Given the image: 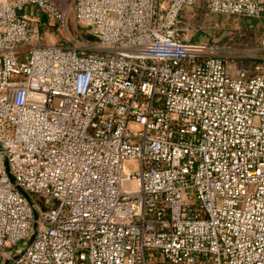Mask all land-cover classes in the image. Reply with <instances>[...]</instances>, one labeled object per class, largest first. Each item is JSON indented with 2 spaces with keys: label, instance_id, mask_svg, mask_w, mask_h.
I'll return each mask as SVG.
<instances>
[{
  "label": "built area",
  "instance_id": "obj_1",
  "mask_svg": "<svg viewBox=\"0 0 264 264\" xmlns=\"http://www.w3.org/2000/svg\"><path fill=\"white\" fill-rule=\"evenodd\" d=\"M199 3L264 18V0H73L83 50L19 14L64 27V0H0V264H264V55L231 69L192 38Z\"/></svg>",
  "mask_w": 264,
  "mask_h": 264
},
{
  "label": "rangeland",
  "instance_id": "obj_2",
  "mask_svg": "<svg viewBox=\"0 0 264 264\" xmlns=\"http://www.w3.org/2000/svg\"><path fill=\"white\" fill-rule=\"evenodd\" d=\"M64 1L67 22L64 27L55 24L57 36L64 40L58 42V44L67 47L80 46L83 50H97L98 42L88 27L79 24L74 17L73 0ZM180 15L181 19L193 30L192 38L200 37L211 41L209 43L218 48L219 54L222 55L231 69L248 67L264 55V18L212 14L204 3L187 7ZM79 31L83 32L92 42L81 40ZM6 173L14 183V178L9 169ZM26 199L32 204L35 197L28 194ZM29 239L18 242L13 249L24 250Z\"/></svg>",
  "mask_w": 264,
  "mask_h": 264
},
{
  "label": "crops",
  "instance_id": "obj_3",
  "mask_svg": "<svg viewBox=\"0 0 264 264\" xmlns=\"http://www.w3.org/2000/svg\"><path fill=\"white\" fill-rule=\"evenodd\" d=\"M19 14L28 19L31 29L37 30L41 34L40 42L42 44H58V42L64 41L63 38L57 36L54 22L36 6L26 5L19 11ZM78 33L81 40L89 41L83 32L79 31Z\"/></svg>",
  "mask_w": 264,
  "mask_h": 264
},
{
  "label": "water",
  "instance_id": "obj_4",
  "mask_svg": "<svg viewBox=\"0 0 264 264\" xmlns=\"http://www.w3.org/2000/svg\"><path fill=\"white\" fill-rule=\"evenodd\" d=\"M3 165H4V167H5V171L6 172H8V168H7V160L4 158L3 159ZM7 174V173H6ZM8 176V175H7ZM10 181H11V179H10ZM12 182V181H11ZM13 183V182H12ZM17 189L22 193V195L25 197V198H27V192H25L24 190H22L20 187H17ZM29 202V201H28ZM30 203V202H29ZM34 217H35V219L37 218V212L35 211L34 212ZM34 228H35V224H34ZM33 235L30 237V240H32L33 239ZM8 263V260H6L5 262H4V264H7Z\"/></svg>",
  "mask_w": 264,
  "mask_h": 264
},
{
  "label": "trees",
  "instance_id": "obj_5",
  "mask_svg": "<svg viewBox=\"0 0 264 264\" xmlns=\"http://www.w3.org/2000/svg\"><path fill=\"white\" fill-rule=\"evenodd\" d=\"M94 37V36H93ZM88 38V37H87ZM95 38V37H94ZM89 39V38H88ZM95 40H96V38H95ZM90 41V40H89ZM88 40H86V42H89ZM97 41V40H96ZM90 42H92V41H90Z\"/></svg>",
  "mask_w": 264,
  "mask_h": 264
}]
</instances>
